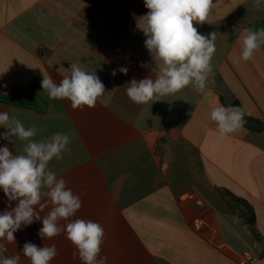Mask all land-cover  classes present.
<instances>
[{
    "label": "crops",
    "instance_id": "0c3cea01",
    "mask_svg": "<svg viewBox=\"0 0 264 264\" xmlns=\"http://www.w3.org/2000/svg\"><path fill=\"white\" fill-rule=\"evenodd\" d=\"M213 3L208 21L194 25L216 35L205 90L190 85L136 104L128 83L158 71L138 27L148 11L144 0H0V94L22 90L37 99L33 108L0 102V112L35 125L37 141L71 136L70 151L49 168L80 196L72 219L103 226L106 264H239L245 252L264 264V46L238 61L243 36L264 22V0L259 8L255 0ZM72 64L105 85L94 108L73 109L43 91V75L59 83ZM120 67L127 75L113 76ZM219 105L241 107L243 127L220 137L210 118ZM3 146L20 154L24 142L0 139ZM8 207L0 189V212ZM50 208L21 226L15 243L2 241V255L20 253V264H30L22 255L26 242L54 244L50 264H82L66 233L40 238Z\"/></svg>",
    "mask_w": 264,
    "mask_h": 264
},
{
    "label": "clouds",
    "instance_id": "9594fccd",
    "mask_svg": "<svg viewBox=\"0 0 264 264\" xmlns=\"http://www.w3.org/2000/svg\"><path fill=\"white\" fill-rule=\"evenodd\" d=\"M260 3L261 0H255L257 8ZM144 6L148 11L141 17L143 22L138 27L146 37L144 45L158 71L154 79H132L126 95L136 104H146L174 95L190 85L202 93L213 75L216 35L215 32L208 36L201 34L194 25L208 21L215 7L213 0H144ZM262 45L264 29L249 30L242 38L238 61H249ZM70 68V75L59 83L50 75H43V91L50 99L70 101L73 109L94 108L106 90L105 85L95 72H88L76 64ZM117 71L124 75L128 73L127 67H120L111 74L115 76ZM244 116L241 107L232 105L216 106L210 113L220 137L241 129ZM0 126L6 129L0 133V139L12 143V138L16 137L24 142L20 154L7 146L0 147V189L9 202V207L0 212V250H6L2 241L15 243L14 233L22 225L40 221V212L51 205L42 218L40 238L51 239L66 233L77 250L73 255H78L82 264H106L107 258L101 255L105 236L103 226L92 220L72 219L82 206L80 196L67 188L66 181L57 178L49 168L53 158L63 159L70 151L71 136L57 132L37 141L33 139L38 132L35 125L26 128L20 119L10 117L6 111L0 112ZM13 201L17 202L15 207H11ZM62 220L67 223L61 224ZM57 254L54 244L38 247L26 242L22 249V255L30 264H50ZM20 261V253L5 257L0 252V264H20Z\"/></svg>",
    "mask_w": 264,
    "mask_h": 264
},
{
    "label": "trees",
    "instance_id": "16d2710c",
    "mask_svg": "<svg viewBox=\"0 0 264 264\" xmlns=\"http://www.w3.org/2000/svg\"><path fill=\"white\" fill-rule=\"evenodd\" d=\"M261 29H264V22L252 27L253 31ZM0 102L12 104L19 107L33 108L35 103L37 102V99L35 96L25 93L22 90H15L9 94H0Z\"/></svg>",
    "mask_w": 264,
    "mask_h": 264
},
{
    "label": "built area",
    "instance_id": "2783aa9c",
    "mask_svg": "<svg viewBox=\"0 0 264 264\" xmlns=\"http://www.w3.org/2000/svg\"><path fill=\"white\" fill-rule=\"evenodd\" d=\"M257 260V257L249 252H245L239 259V264H253Z\"/></svg>",
    "mask_w": 264,
    "mask_h": 264
}]
</instances>
